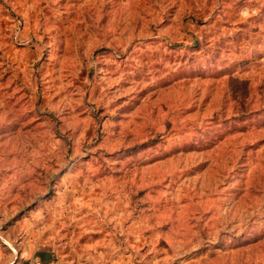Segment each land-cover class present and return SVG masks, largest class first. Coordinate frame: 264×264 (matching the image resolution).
I'll list each match as a JSON object with an SVG mask.
<instances>
[{
  "label": "rangeland",
  "instance_id": "obj_1",
  "mask_svg": "<svg viewBox=\"0 0 264 264\" xmlns=\"http://www.w3.org/2000/svg\"><path fill=\"white\" fill-rule=\"evenodd\" d=\"M69 264H264V0H0V231Z\"/></svg>",
  "mask_w": 264,
  "mask_h": 264
},
{
  "label": "crops",
  "instance_id": "obj_2",
  "mask_svg": "<svg viewBox=\"0 0 264 264\" xmlns=\"http://www.w3.org/2000/svg\"><path fill=\"white\" fill-rule=\"evenodd\" d=\"M0 264H69L55 248L44 246L20 227L0 231Z\"/></svg>",
  "mask_w": 264,
  "mask_h": 264
}]
</instances>
